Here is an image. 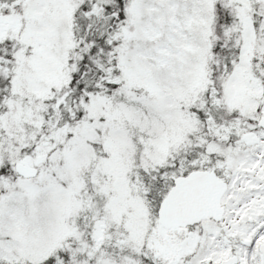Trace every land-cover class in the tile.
Here are the masks:
<instances>
[{
  "label": "snow or ice",
  "instance_id": "obj_1",
  "mask_svg": "<svg viewBox=\"0 0 264 264\" xmlns=\"http://www.w3.org/2000/svg\"><path fill=\"white\" fill-rule=\"evenodd\" d=\"M0 264H264V0H0Z\"/></svg>",
  "mask_w": 264,
  "mask_h": 264
}]
</instances>
